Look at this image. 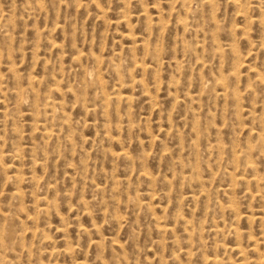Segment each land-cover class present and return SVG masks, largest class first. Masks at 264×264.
I'll return each mask as SVG.
<instances>
[{
  "label": "rangeland",
  "instance_id": "374dc122",
  "mask_svg": "<svg viewBox=\"0 0 264 264\" xmlns=\"http://www.w3.org/2000/svg\"><path fill=\"white\" fill-rule=\"evenodd\" d=\"M0 264H264V0H0Z\"/></svg>",
  "mask_w": 264,
  "mask_h": 264
}]
</instances>
